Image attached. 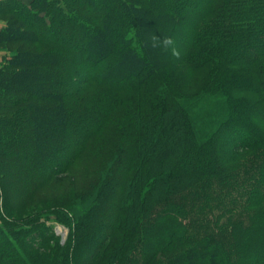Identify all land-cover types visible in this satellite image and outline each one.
Wrapping results in <instances>:
<instances>
[{
  "label": "trees",
  "instance_id": "trees-1",
  "mask_svg": "<svg viewBox=\"0 0 264 264\" xmlns=\"http://www.w3.org/2000/svg\"><path fill=\"white\" fill-rule=\"evenodd\" d=\"M0 15L3 186L68 189L75 160L100 159L67 201L0 217V264H264V0H0ZM61 49L113 88L96 119L74 124ZM186 59L222 98L201 120L197 94L175 100L179 72L161 75ZM51 214L64 244H49Z\"/></svg>",
  "mask_w": 264,
  "mask_h": 264
},
{
  "label": "rangeland",
  "instance_id": "rangeland-1",
  "mask_svg": "<svg viewBox=\"0 0 264 264\" xmlns=\"http://www.w3.org/2000/svg\"><path fill=\"white\" fill-rule=\"evenodd\" d=\"M0 23H6V17L3 15H0ZM184 28V23H182L175 29V35L171 44L173 54L178 55V57L176 56L177 59L182 54L184 48L182 44ZM54 31L57 32L58 30L54 28ZM60 31L61 33L66 32L63 28ZM30 47L35 50L44 51L53 46L42 42L32 43L30 44ZM65 51L66 50L63 49L60 51L61 58L58 69H61L64 90L70 91L68 108L71 117H73V122L74 124H82L86 119H96L101 113L103 114V111L108 110L110 104L106 95L110 93V90H113V88L91 80L89 76L90 74L94 75L93 73H95V71H92L87 64H83L82 61L77 59V55H75L76 53L73 54L70 52V54ZM9 53V50L6 47L0 46V64L4 62L7 56H9ZM176 58L174 59L176 60ZM187 60L188 59H186L184 63L174 62L165 68L161 72V75H172L175 71L179 72L171 82V86H174L171 89L175 92V100L178 102L185 101L186 103L190 101L191 97H194L192 95L197 94L191 99V101L196 99L191 108V113L193 117L201 120V118H206V113L215 110V107L217 108L220 105L222 98L218 96V93L201 94L199 86L201 84V79L204 78L207 71H204V69H202V71L193 69L188 64ZM106 64L107 63L104 65ZM118 93L121 98L125 95L120 91ZM130 98H128V101H130ZM190 102L188 104L192 105ZM133 104L137 107L141 106L139 99L138 102H134ZM166 104L170 106L173 103L168 104L167 102ZM121 107L122 106H119L113 109L112 112H124L125 109H121ZM83 117L85 118L82 120ZM69 139L70 138L68 137V140ZM103 141L104 142L101 141L103 147L110 145L108 140L103 139ZM99 164V158L89 155H84L82 158L75 160L73 164H71L73 175L67 181V184L70 183L68 189L63 187V185H60V183L50 186L47 182L37 187H23L21 184L16 185L15 177L9 178V184L3 186L2 177L0 175V217L7 220L11 217V220L17 222L33 214H37L41 210H45L51 204L55 206V201L57 200L65 198L67 201V197L77 194L79 189L82 188V185L84 184L82 182L83 179L86 177H92L94 179L96 177V173H88L89 175L86 174L88 170L91 172V170ZM13 171L15 172L14 169L11 170V172ZM41 171H43V169ZM64 174L67 173L65 172L61 175ZM69 216L71 217L72 222L74 215L69 213ZM46 222L53 231V236L49 244L53 246V244L61 245L66 243L69 231L68 226L54 214H51Z\"/></svg>",
  "mask_w": 264,
  "mask_h": 264
},
{
  "label": "crops",
  "instance_id": "crops-1",
  "mask_svg": "<svg viewBox=\"0 0 264 264\" xmlns=\"http://www.w3.org/2000/svg\"><path fill=\"white\" fill-rule=\"evenodd\" d=\"M4 25V23H0V27H2Z\"/></svg>",
  "mask_w": 264,
  "mask_h": 264
}]
</instances>
